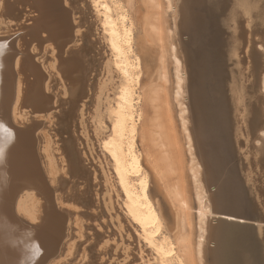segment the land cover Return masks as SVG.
I'll use <instances>...</instances> for the list:
<instances>
[{
    "label": "bare ground",
    "instance_id": "1",
    "mask_svg": "<svg viewBox=\"0 0 264 264\" xmlns=\"http://www.w3.org/2000/svg\"><path fill=\"white\" fill-rule=\"evenodd\" d=\"M134 1L98 0L96 14L82 0H0V33H6L0 36V123L14 134L0 162V264H112L113 253L120 257L116 264H144L128 232L130 218L161 256L156 264H205L204 248L212 235L208 219L220 215L245 221L230 215L232 209L214 211L200 178L202 166L182 101L186 84L174 38L176 22L171 28L164 14L171 10L174 15V2L138 0L142 13L134 15ZM255 1L261 2L223 0V12L236 21L233 54H242L249 82L256 80L260 87L256 96L261 101L256 113L250 103L252 126L247 124L256 128L253 152L260 161L264 14L259 23L252 19L255 8L249 11L248 6ZM27 9L36 13L28 17ZM26 14L30 22L23 24ZM12 28L18 32L10 34ZM149 44L157 54L148 83L143 49ZM105 48L120 64L115 82ZM171 100L179 108L180 130ZM21 108L40 115L26 117L23 110L20 115ZM184 168L192 181L194 211ZM152 181L163 203L151 194ZM255 223L264 227L260 220Z\"/></svg>",
    "mask_w": 264,
    "mask_h": 264
},
{
    "label": "rangeland",
    "instance_id": "2",
    "mask_svg": "<svg viewBox=\"0 0 264 264\" xmlns=\"http://www.w3.org/2000/svg\"><path fill=\"white\" fill-rule=\"evenodd\" d=\"M82 1L84 3L88 1L92 6V10L96 12V14H100L99 10L101 7L98 0ZM172 1L176 9L174 15L171 10H168L167 13L164 14L171 28L173 27V23L176 22L174 38L179 54L182 55L180 58H182V69L183 73H185L183 74L185 75V87H187H184V97L182 101L183 103L185 102L184 104L188 109L187 117H189L187 120L189 121L188 127L192 137V144L194 145V154L202 166L200 173L201 181L209 194L208 197H212V201H210L214 211H219L221 209L228 211L232 209L236 213L230 210L229 212L235 213H231L230 215H235L243 219L254 217L258 211L257 208L262 205L264 206V194H258V192L264 193V160H262L264 159V155L260 161L255 159L256 155L253 152V138L255 137L253 134L256 132V128H254L255 130L253 131L249 129V125L252 124V121H248V116L250 114V103H252L253 112H257L258 103L261 99L259 93L257 96L256 93L260 87L256 80H253L255 83L249 82L250 78H248L246 64L241 61L242 54L240 53L239 56L238 54H233L232 45L234 38L232 37V32L235 28L234 24L236 21L227 17L224 18L226 13L223 12L225 10L223 0ZM260 1L261 2H252L253 4L249 3L248 6L249 11L255 8L253 9L254 13L251 12L253 14L251 17L258 23L260 22V16L264 14V0ZM84 6L86 7L85 4ZM161 6L162 9L165 5L161 3ZM133 7L134 15V12H136V15L137 12L138 14L142 13V7L138 0L134 1ZM236 10L242 13L240 7H237ZM35 13L36 12H32V9H29L27 12L28 17ZM72 13L71 17L76 16V14ZM247 14L248 13H242L241 16L247 17ZM26 18L22 19L23 24L30 22L28 18L25 20ZM15 32H18V30L12 28L9 33L12 34ZM101 33H103V28L102 31H100V34ZM5 34L6 33L2 32L0 36ZM256 48L257 51L260 50L258 46ZM143 51L149 62V74L145 80V82L149 83L153 78L151 71L153 70L154 62L151 61V59L156 57L157 50L156 46L149 44ZM109 54L110 52L106 49L104 56H108L109 61L111 60L110 63L113 67L112 78L115 82L118 80L117 73H120V64L116 63V58ZM166 58L168 61V56H166ZM236 59L237 61L239 60L238 63ZM116 64L118 65L116 66ZM168 68L172 71L170 72L169 70V74L172 75L173 69L169 61ZM171 75L169 83L167 84L169 91H171L173 85ZM246 86L248 87L247 91L245 88ZM247 95L250 96L249 99H251L252 102L250 100L248 101ZM67 97L65 98L68 99L69 97ZM245 98L247 100H245ZM257 99L259 100L256 101ZM170 104L174 123L176 122L175 126L180 130L178 105L174 100H171ZM22 110L26 112V117L28 115L30 118L34 115H40V113H33L31 110H26V108L20 109V115H22ZM240 119H244L242 123H246H240ZM236 122L239 126H237ZM105 127L107 129V123H105ZM181 143H184L183 138H181ZM184 150L185 149H183V152ZM187 157L188 154L185 150V161L186 159L189 160V157ZM104 158L105 155L102 156V160L105 163L107 159L105 158V161ZM107 163L109 164V162ZM107 163H105V165L108 166ZM185 169L186 168H184V173L186 176H184V182L185 185H187L188 192H190L188 196L191 200L192 211H194L196 208V201L193 194L192 181L188 170ZM170 178L176 180L175 175H172ZM152 182L153 188L151 187V194L156 195L163 203L157 183L155 181ZM215 187L216 189L214 191ZM217 190L219 191L217 192ZM117 199V202L119 201L117 207L120 206L118 210L120 209L119 211L123 213L122 207L124 204L120 201L121 197L118 196ZM214 207H216V209ZM217 217L218 215L208 219L209 222L207 227H209V229L207 228V231L212 232V235L208 237L204 248L203 258L205 264H264V240L262 241L259 236V232H261L262 229L258 225L257 230L246 222L221 220ZM127 222L128 232L130 231L129 234H131L130 237H133V240L136 238L134 241H136V245L140 248V253H142L141 256L143 257H141V262L144 264H156L159 262L161 256L152 249V242L138 230L140 226L138 221L134 218H130ZM111 257L110 260L113 259L114 261L112 264H116L120 259L116 253H113Z\"/></svg>",
    "mask_w": 264,
    "mask_h": 264
},
{
    "label": "snow or ice",
    "instance_id": "3",
    "mask_svg": "<svg viewBox=\"0 0 264 264\" xmlns=\"http://www.w3.org/2000/svg\"><path fill=\"white\" fill-rule=\"evenodd\" d=\"M0 133H4L0 135V162H3L6 150L14 139V134L3 123H0Z\"/></svg>",
    "mask_w": 264,
    "mask_h": 264
},
{
    "label": "water",
    "instance_id": "4",
    "mask_svg": "<svg viewBox=\"0 0 264 264\" xmlns=\"http://www.w3.org/2000/svg\"><path fill=\"white\" fill-rule=\"evenodd\" d=\"M264 206L262 205L260 208H257L258 209V211H257V213L254 215V217H250V218H244L245 219V221L244 222H246L247 224H249L251 227H253V228H255V229H257L258 230V227H257V225H256V221H258V220H260V221H262V222H264ZM218 217H219V219H221V220H224L225 218L224 217H222V216H220V215H218ZM225 220H229V219H225ZM237 222H239V221H237ZM259 236H260V239L263 241L264 240V227L262 228V231L261 232H259Z\"/></svg>",
    "mask_w": 264,
    "mask_h": 264
},
{
    "label": "crops",
    "instance_id": "5",
    "mask_svg": "<svg viewBox=\"0 0 264 264\" xmlns=\"http://www.w3.org/2000/svg\"><path fill=\"white\" fill-rule=\"evenodd\" d=\"M258 194H264V193H262V192H258Z\"/></svg>",
    "mask_w": 264,
    "mask_h": 264
},
{
    "label": "flooded vegetation",
    "instance_id": "6",
    "mask_svg": "<svg viewBox=\"0 0 264 264\" xmlns=\"http://www.w3.org/2000/svg\"><path fill=\"white\" fill-rule=\"evenodd\" d=\"M147 249V248H146Z\"/></svg>",
    "mask_w": 264,
    "mask_h": 264
}]
</instances>
